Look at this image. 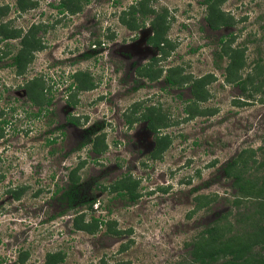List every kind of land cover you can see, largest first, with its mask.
<instances>
[{"label": "rangeland", "instance_id": "374dc122", "mask_svg": "<svg viewBox=\"0 0 264 264\" xmlns=\"http://www.w3.org/2000/svg\"><path fill=\"white\" fill-rule=\"evenodd\" d=\"M23 1L19 9L17 0H0V22L23 31L34 24L41 41L23 74L6 66L19 38L0 41V264H42L57 250L65 254L59 264H196L194 249L249 223L236 218L257 217L264 0H74L73 12L60 0ZM138 3L145 13L132 19ZM210 6L226 23L209 25ZM156 31L166 38L164 56L147 40ZM147 65L151 79L140 74ZM74 72L94 84L74 85L68 106L65 81ZM169 72L186 79L171 85ZM35 75L51 98L37 118L23 88ZM148 114L156 125L167 121L159 141ZM101 139L106 149L96 155L91 147ZM232 159L231 172L247 183L242 193L223 169ZM75 166L80 184L69 202L61 188ZM126 175L138 183L135 202L99 189ZM18 186L24 194L11 199L6 191ZM83 212L106 225L77 228L73 217Z\"/></svg>", "mask_w": 264, "mask_h": 264}, {"label": "trees", "instance_id": "16d2710c", "mask_svg": "<svg viewBox=\"0 0 264 264\" xmlns=\"http://www.w3.org/2000/svg\"><path fill=\"white\" fill-rule=\"evenodd\" d=\"M73 1L74 0H60L58 7H60L62 10L68 9L69 11L73 12L75 11V8L78 7V5L77 7H73V5H75L73 4ZM26 5V2H24L23 0H17V7L19 9H23ZM209 10L211 11L210 14L215 13L212 18H207L208 23L212 28H216L218 25L213 23L214 20H217L219 24L226 23L224 17L219 12H215L211 6ZM136 12H141L142 14L145 13V11L142 9L141 3H138L137 7L132 10L130 15L132 19H136ZM122 22L128 24V22H126L124 19H122ZM33 26L34 24H31L28 29H25V31H23L21 27H12L8 22L7 24L0 22V41L19 38V48L10 56L8 63H6V66L14 67L15 71L18 74L24 73L25 67L32 58L33 51L41 47L40 38L36 37L35 31L32 30L34 28ZM35 28H41V26L37 25ZM149 41L157 46L160 53L164 56V53L166 52L164 50V44L166 43L164 34L162 32L157 33L156 31V35L152 37V40L150 38ZM8 51H4V54H6V52ZM223 51L227 50H225L224 48L220 49V52L223 53ZM218 56L220 57L221 53H218ZM140 74L142 76H147L150 79L153 77L150 73V67H145L142 73L140 72ZM173 75L171 74V72H169L165 77L166 81L171 85L179 86L186 79V77L182 75L178 76V74L175 73ZM72 77L75 80V84L71 83L67 90H71L73 84L76 85L77 89L91 88L94 84L92 78L88 73L75 72L72 74ZM23 88L25 89L30 102L38 107V110L31 114L33 116H37L43 110V104L44 106H47V104H49L51 101V98L47 94L48 89L44 85L43 79L36 75L26 80V82H24L23 84ZM67 100L70 104L75 103L70 97ZM186 111L188 113H191V110L189 108H186ZM147 117L149 119V127L152 130H156L157 128H160L162 126H167V121L163 118H158V122L156 125L154 124L153 118L150 115H148ZM77 120L78 118L69 117V121L75 124H78ZM1 129L2 127L0 125V131ZM159 139L161 138L159 136H156V140L159 141ZM47 141L52 142L53 139H48ZM98 142L100 143L99 147H97L95 144H93V147H91V150L95 154L104 152V150L106 149V147H103V139H101L100 141H96L95 143ZM162 148L164 147H161V149ZM259 149L261 150L262 154H264V145L259 147ZM158 152H160V149H157L155 147L152 155H155ZM259 164L264 166V158H262ZM234 165L235 159H232L224 165L223 169L227 176L234 177V183L236 186H238L239 192L242 193L243 188L247 183L239 182L242 179L241 175L237 172H231V169L234 167ZM78 168V166H75L68 171L67 184L66 186H64V188H62L63 194L66 195L69 202H72L73 199V189L78 187L80 184V176L79 174H77ZM262 183L263 184L258 188V191L256 192L257 196H260V200L258 202L259 213L257 214V217H251L249 216V214L248 216L244 214L246 216L245 220H243L241 217L236 218L233 224H237L240 221H248L249 223H246V226L243 223L245 227H243L242 229L238 228L236 230L233 229L232 225H230L227 235L225 234L223 236L220 235V237L212 238L208 242L207 246L198 245L200 246V248L195 247L196 250L194 249V251H192V262H196V264H264V180ZM137 184V181L131 179L129 175H126L120 177L117 181L109 184L108 186L100 185L99 189L102 191L108 189L109 192L114 191L116 192L117 197L123 199L125 198L133 203L139 196ZM23 190V188H15L14 190L11 189L9 191H12L14 198L18 199ZM55 191H58V187ZM38 192L39 189L34 192V195H36ZM94 203H96V200L95 198H92L90 201H88V208L92 210V206ZM70 204L68 205V207H70ZM73 224L79 229L93 233L97 229H99L100 226L106 225V221L103 218L95 215H90L88 219H86L85 213L83 212L76 214L73 217ZM213 230L214 227H209L205 230V232H207L208 236L211 237V235L213 234ZM64 255L65 254L60 250L47 252L42 264H59L64 259ZM24 259L25 255L24 253H21L18 260L20 262H23Z\"/></svg>", "mask_w": 264, "mask_h": 264}, {"label": "flooded vegetation", "instance_id": "af4514ba", "mask_svg": "<svg viewBox=\"0 0 264 264\" xmlns=\"http://www.w3.org/2000/svg\"><path fill=\"white\" fill-rule=\"evenodd\" d=\"M59 4V3H58ZM132 12V11H131ZM136 13H141V12H136ZM129 15H131V14H129ZM124 24H126V23H124ZM153 29V28H152ZM154 35L152 34V36H149L148 38H147V40H148V42H149V44L150 45H152V46H154L155 48H156V50L158 51V54H160L161 56H162V54L160 53V51H159V49H158V47L157 46H155L151 41H149L150 40V38H151V40H152V37H153ZM153 59H155V58H152V60ZM145 66V65H144ZM146 67H148V65L146 66ZM140 68H141V66H139L138 67V71L140 70ZM75 73V72H74ZM73 74V73H72ZM72 74L70 75V77H71V79H72V81H65L66 82V84H65V92L67 93L65 96H66V104L69 106V105H71V106H73L75 103H73V104H70L69 102H68V98L70 97L69 95H71V90H67V88L69 87V85L71 84V83H74L75 84V80H74V78L72 77ZM69 77V78H70ZM150 79V78H149ZM74 84L72 85V87L74 86ZM75 87H76V85H75ZM72 89V88H71ZM70 92V93H69ZM14 96V95H13ZM26 96H27V93H26ZM72 97H73V95H71V99H72ZM14 98V97H13ZM28 98V97H27ZM29 99V98H28ZM74 102V101H73ZM49 104H51V101H50V103ZM35 106V105H34ZM38 110V107L36 106V111ZM36 111H33V112H36ZM45 110H43V111H41L37 116H34L35 118H37L38 116H40L41 115V113H43ZM33 112H31V114L33 113ZM73 112H68L67 113V115H66V121L68 122V123H71V124H73V125H78V124H75V123H73V122H71V121H69V117H73ZM149 115V114H148ZM147 115V116H148ZM33 116V115H32ZM146 116V117H147ZM151 116V115H150ZM75 118H77V117H75ZM148 118V117H147ZM149 120V119H148ZM1 125V124H0ZM1 127H2V125H1ZM149 128V130L150 131H152V133H155V140H156V136H158V131H159V129L160 128H157L156 130H152L150 127H148ZM53 140H54V138H52ZM48 140V139H47ZM49 140H51V139H49ZM157 141V140H156ZM82 142V143H81ZM80 143L81 144H84V142L83 141H81ZM47 143H50V142H48L47 141ZM155 149V147L153 148V150ZM153 150L150 152L151 154H152V152H153ZM93 152V151H92ZM94 153V152H93ZM96 155H98V154H96ZM2 174V173H1ZM3 177V175H0V179ZM15 188H18V189H21V188H23L24 190H23V192H22V194H24V192H25V187H22V186H18V187H12L11 189H15ZM11 189H8L7 191H6V193L7 192H9L8 193V195L10 196V198L11 199H14V196H13V194H12V191H9V190H11ZM57 189V188H56ZM55 189V190H56ZM62 189V188H61ZM38 190V189H37ZM36 190V191H37ZM35 191V192H36ZM41 191V189H39V192ZM38 192V193H39ZM54 192H56V191H54ZM37 193V194H38ZM57 193V192H56ZM22 194L19 196V198L22 196ZM36 194V195H37ZM18 198V199H19ZM16 199V198H15ZM18 258H19V256H18ZM17 258V259H18ZM44 258H45V256H44ZM17 259H14V262H16L17 261ZM19 261V260H18ZM44 262V261H43Z\"/></svg>", "mask_w": 264, "mask_h": 264}, {"label": "built area", "instance_id": "2783aa9c", "mask_svg": "<svg viewBox=\"0 0 264 264\" xmlns=\"http://www.w3.org/2000/svg\"><path fill=\"white\" fill-rule=\"evenodd\" d=\"M95 206H97V205H95Z\"/></svg>", "mask_w": 264, "mask_h": 264}]
</instances>
